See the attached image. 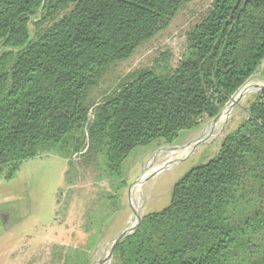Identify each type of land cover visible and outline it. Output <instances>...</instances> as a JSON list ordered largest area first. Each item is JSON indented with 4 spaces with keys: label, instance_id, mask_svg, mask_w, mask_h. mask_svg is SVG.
Segmentation results:
<instances>
[{
    "label": "trees",
    "instance_id": "trees-1",
    "mask_svg": "<svg viewBox=\"0 0 264 264\" xmlns=\"http://www.w3.org/2000/svg\"><path fill=\"white\" fill-rule=\"evenodd\" d=\"M191 1L0 0V176L44 153L70 159L88 136L96 177L119 184L132 152L216 118L264 61V0H213L176 67L134 72L85 134L87 92ZM247 112L214 157L174 183L167 207L117 243L114 264H264V91ZM98 236L53 258L91 264Z\"/></svg>",
    "mask_w": 264,
    "mask_h": 264
},
{
    "label": "rangeland",
    "instance_id": "rangeland-1",
    "mask_svg": "<svg viewBox=\"0 0 264 264\" xmlns=\"http://www.w3.org/2000/svg\"><path fill=\"white\" fill-rule=\"evenodd\" d=\"M212 2L185 3L163 31L103 72L87 92L85 134L95 109L130 82L134 72L146 69L164 75L176 67L188 31L203 20ZM246 83L220 119L181 133L173 144H151L132 152L120 171L122 183L96 177V165L84 157L90 146L87 135L84 149L70 159L44 153L23 161L10 180L0 176V264H57L56 247L85 248L91 232L100 238L89 252L91 264H114L109 254L112 240L129 231L139 217L165 209L174 183L214 157L221 141L248 116L249 104L264 91V61ZM108 194L114 198L107 203Z\"/></svg>",
    "mask_w": 264,
    "mask_h": 264
},
{
    "label": "water",
    "instance_id": "water-1",
    "mask_svg": "<svg viewBox=\"0 0 264 264\" xmlns=\"http://www.w3.org/2000/svg\"><path fill=\"white\" fill-rule=\"evenodd\" d=\"M238 94V93H237ZM236 95V94H235ZM234 95V96H235ZM228 105V103L226 104V106ZM226 108V107H225ZM224 108V109H225ZM221 115V113L217 116V117H219ZM216 117V118H217ZM141 219H142V217L140 218H138V221H137V223H136V225L131 229V230H129L128 231V229L126 228L123 232H121L119 235H117L113 240H112V246H111V248H110V255L113 253V249H114V247L117 245V243H119L121 240H123L125 237H127V235L128 234H130L131 232H133L134 231V229L137 227V225L140 223V221H141ZM0 220L1 221H3L2 220V216L0 215ZM3 224V223H2Z\"/></svg>",
    "mask_w": 264,
    "mask_h": 264
},
{
    "label": "bare ground",
    "instance_id": "bare-ground-1",
    "mask_svg": "<svg viewBox=\"0 0 264 264\" xmlns=\"http://www.w3.org/2000/svg\"><path fill=\"white\" fill-rule=\"evenodd\" d=\"M247 84V83H246ZM246 84L244 85V86H246ZM241 91L239 90L238 91V94L240 93ZM237 94L234 96V98H232V100L231 101H235L236 100V98H237ZM230 101V102H231ZM230 102H229V104L226 106V108L222 111V114H221V116L225 113L224 111H226V109L229 107V105H230ZM221 116L219 117V119L221 118ZM218 119V120H219ZM179 157V156H178ZM173 161V160H172ZM138 221V220H137ZM137 221L131 226V228H130V230L136 225V223H137Z\"/></svg>",
    "mask_w": 264,
    "mask_h": 264
}]
</instances>
